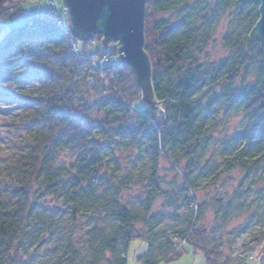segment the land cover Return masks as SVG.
Wrapping results in <instances>:
<instances>
[{
  "label": "trees",
  "instance_id": "trees-1",
  "mask_svg": "<svg viewBox=\"0 0 264 264\" xmlns=\"http://www.w3.org/2000/svg\"><path fill=\"white\" fill-rule=\"evenodd\" d=\"M36 1L0 0V103L18 102L26 109L8 122L24 132L11 138L16 153L0 169V264H24L28 245L59 230L48 198L64 201L72 227L88 214L109 226L88 231V259L68 239L55 264H127L126 253L137 239L147 241L146 264L167 263L173 255L163 261L154 257L162 214H149L158 199L167 209L184 205L191 211L186 231L168 235L159 251L179 254L188 245L209 264H230L229 258L220 262L221 247L198 226L209 207L199 204L194 192L203 182L211 187L233 181L236 171L244 174L232 193L215 203L221 228L230 215L245 210L248 183L264 171V49L251 39L259 4L147 0L145 51L160 103L156 112L142 101L135 74L117 49L104 47L101 35L78 41L58 5L31 14L28 6ZM226 17L222 42L230 53L213 61L208 46ZM18 21L23 24L13 26ZM93 111L103 117L93 121ZM235 111L245 115L247 128L222 141L216 161L206 159L220 123ZM121 145L138 156L148 153L145 212L122 202L134 177L123 173L116 155ZM63 151H72L75 159L59 168ZM161 159L180 177L173 190L163 189ZM254 249L264 264V245L255 241Z\"/></svg>",
  "mask_w": 264,
  "mask_h": 264
},
{
  "label": "rangeland",
  "instance_id": "rangeland-1",
  "mask_svg": "<svg viewBox=\"0 0 264 264\" xmlns=\"http://www.w3.org/2000/svg\"><path fill=\"white\" fill-rule=\"evenodd\" d=\"M58 5L63 11L62 0H37L28 6L31 14L42 13L46 8ZM227 19H223L213 36V41L208 46V56L213 61H220L226 58L230 51L223 44V36L226 31ZM22 21H18L13 26L22 25ZM114 46L118 49V43L114 42ZM96 49V48H95ZM141 106V104H137ZM26 111L24 107H20L19 103L4 102L0 103V169L4 171V167L15 155V146L11 138H17L24 131H14L8 122L15 115L23 114ZM102 114L95 111L92 112L91 119L93 121L100 120ZM248 126L247 119L243 113L232 112L226 119L222 120L218 132L215 133V142L211 145L206 159L215 160L220 152L222 141L229 140L234 135L242 133ZM121 145L116 150V155L121 159L125 173H132L134 177V185L130 192L123 197V204L138 213L145 212L144 203L141 200L146 194L147 184L146 177L149 167V156L145 151L141 156L130 152ZM75 159L72 151H63L58 157L56 166L69 167ZM219 160V158H218ZM233 181H220L215 186L207 187L203 182L200 189L194 194L199 204L207 203L208 210L203 217L200 218L199 227L207 229L208 235L212 238V243H217L223 252L221 263H225L229 258L230 264H242L248 260V264H260L258 257L259 251H255L254 243L259 242L264 245V171L257 173L254 180L248 183L249 192L245 195L244 201L247 205L245 210L238 211L230 215L225 225L221 228L217 225L221 218L215 216V203L219 198L230 195L237 187L239 181L244 177L240 171L233 173ZM159 177L164 182L163 189L165 191L173 190L180 185V177L171 165L161 159L159 163ZM164 199H158L151 209L149 216L162 214L161 223L154 233L163 234L156 244L157 252L154 257L163 261L169 255H173L167 263L162 264H209L206 256L201 252L194 251L190 246L186 245L185 249L180 253L174 254L173 251H159L160 242L163 243L165 238L172 233H183L187 229V216L191 215V211L184 205H180L178 209H167L164 207ZM46 206L49 208V214L53 216V220L59 225L53 237L47 238L45 241H38L28 245L22 253L24 264H55L58 254L62 252L65 242L70 239L80 249L85 259H88L86 235L92 228H109L107 222L97 215H85L80 218L78 226H70L71 218L69 208L61 199L48 198ZM139 231L146 233V229L139 226ZM148 234V233H147ZM147 236H145L146 238ZM170 250V249H169ZM148 253L147 241L137 239L130 243L129 250L126 253L127 264H146L148 260L145 256Z\"/></svg>",
  "mask_w": 264,
  "mask_h": 264
},
{
  "label": "water",
  "instance_id": "water-1",
  "mask_svg": "<svg viewBox=\"0 0 264 264\" xmlns=\"http://www.w3.org/2000/svg\"><path fill=\"white\" fill-rule=\"evenodd\" d=\"M256 2L260 19L251 39L264 49V0ZM146 3L147 0H62L74 37L86 43L101 35L106 48L117 42L120 61L133 70L142 101L150 110L161 112L152 85L151 61L145 51Z\"/></svg>",
  "mask_w": 264,
  "mask_h": 264
},
{
  "label": "bare ground",
  "instance_id": "bare-ground-1",
  "mask_svg": "<svg viewBox=\"0 0 264 264\" xmlns=\"http://www.w3.org/2000/svg\"><path fill=\"white\" fill-rule=\"evenodd\" d=\"M98 37V36H97ZM97 37H95L94 39H97Z\"/></svg>",
  "mask_w": 264,
  "mask_h": 264
}]
</instances>
